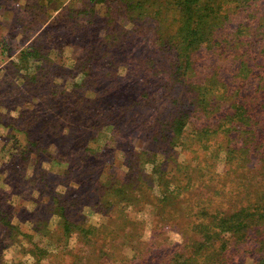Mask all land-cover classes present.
<instances>
[{
  "label": "rangeland",
  "instance_id": "rangeland-1",
  "mask_svg": "<svg viewBox=\"0 0 264 264\" xmlns=\"http://www.w3.org/2000/svg\"><path fill=\"white\" fill-rule=\"evenodd\" d=\"M0 0V264H264V0Z\"/></svg>",
  "mask_w": 264,
  "mask_h": 264
},
{
  "label": "trees",
  "instance_id": "trees-1",
  "mask_svg": "<svg viewBox=\"0 0 264 264\" xmlns=\"http://www.w3.org/2000/svg\"><path fill=\"white\" fill-rule=\"evenodd\" d=\"M197 1L198 0H182V2L184 3L183 5H185V6L190 5L189 7H191L193 5V3H196Z\"/></svg>",
  "mask_w": 264,
  "mask_h": 264
}]
</instances>
